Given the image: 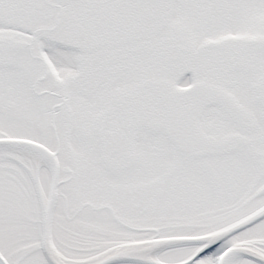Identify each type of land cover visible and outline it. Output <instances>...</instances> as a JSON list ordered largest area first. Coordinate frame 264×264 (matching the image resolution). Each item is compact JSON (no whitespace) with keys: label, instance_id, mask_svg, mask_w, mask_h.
Instances as JSON below:
<instances>
[{"label":"snow or ice","instance_id":"obj_1","mask_svg":"<svg viewBox=\"0 0 264 264\" xmlns=\"http://www.w3.org/2000/svg\"><path fill=\"white\" fill-rule=\"evenodd\" d=\"M0 264H264V0H0Z\"/></svg>","mask_w":264,"mask_h":264}]
</instances>
